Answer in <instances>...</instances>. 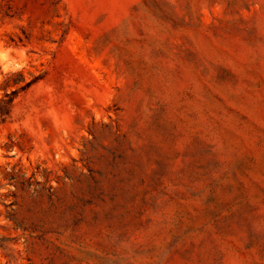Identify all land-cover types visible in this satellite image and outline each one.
<instances>
[{"label": "rangeland", "instance_id": "rangeland-1", "mask_svg": "<svg viewBox=\"0 0 264 264\" xmlns=\"http://www.w3.org/2000/svg\"><path fill=\"white\" fill-rule=\"evenodd\" d=\"M0 264H264V0H0Z\"/></svg>", "mask_w": 264, "mask_h": 264}, {"label": "trees", "instance_id": "trees-1", "mask_svg": "<svg viewBox=\"0 0 264 264\" xmlns=\"http://www.w3.org/2000/svg\"><path fill=\"white\" fill-rule=\"evenodd\" d=\"M6 96H8V93H6ZM12 101V97L9 98L8 102L10 103Z\"/></svg>", "mask_w": 264, "mask_h": 264}]
</instances>
